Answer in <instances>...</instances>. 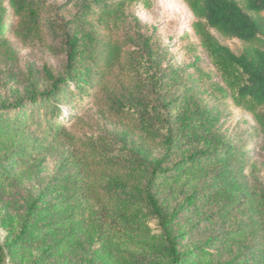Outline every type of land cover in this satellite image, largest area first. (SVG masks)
<instances>
[{"label":"trees","instance_id":"1","mask_svg":"<svg viewBox=\"0 0 264 264\" xmlns=\"http://www.w3.org/2000/svg\"><path fill=\"white\" fill-rule=\"evenodd\" d=\"M137 1L93 0L78 12L74 20L84 34L65 35L68 73L88 59L98 70L93 84L97 87L107 73L120 67L130 83L112 115L145 140L166 143L169 150L176 138L198 148L173 169L163 168L165 158L157 160L145 185L135 184L125 175L129 168L137 173L148 171L140 159L106 160L109 177L101 189L92 172L100 161L79 165L74 155V171L49 182L48 195L43 192L28 204L20 230L8 243L0 241V264H8L9 251L31 244H41V255L47 256L66 253L86 242L95 246L85 264H141L138 252L142 248L159 256L160 261L153 264H264V184L256 177L258 165L246 145L235 146L214 132L197 103L182 104L175 119L165 111L174 80L163 68L160 52L146 45L141 55L127 53L113 36L125 28L128 10ZM185 1L198 18L196 35L224 84L223 91L253 115L256 126L251 134H264V0ZM8 4L11 12L6 19L10 23L0 19V55L12 52V38L21 42L42 38L40 25L46 5L41 0H8ZM213 30L238 39L245 49L233 51ZM85 78L94 80L92 75ZM49 80L48 90L32 92L27 99L0 102V184L55 144H75V137L60 119L61 106L54 102L68 99L61 87L70 79L49 75ZM40 102L43 107L36 111L25 107ZM241 141L239 137L235 143ZM231 163L240 166L237 171L227 170ZM245 168L249 177L243 174ZM210 173H217L214 182L204 191L191 192L183 205L198 215L209 211V217L228 224L200 246L187 248L181 244L184 233L176 228L178 213L166 211L154 188L167 181L193 183ZM54 192L60 197L58 203L50 200ZM58 213L60 216L52 217ZM55 235L58 237L53 239ZM232 250L228 260L215 258Z\"/></svg>","mask_w":264,"mask_h":264},{"label":"rangeland","instance_id":"2","mask_svg":"<svg viewBox=\"0 0 264 264\" xmlns=\"http://www.w3.org/2000/svg\"><path fill=\"white\" fill-rule=\"evenodd\" d=\"M93 0H41L46 8L41 18L42 38L21 42L12 38V52L0 55V102H13L27 99L32 92H41L50 88L49 75L55 78H69L66 86L61 87L68 99H55L62 109L61 121L65 123L75 144H55L31 163L13 172L11 180L0 184V241L8 243L13 234L20 230L27 206L45 191L49 182L63 172L72 173V160L79 165H88L93 159L100 161L92 171L101 189L109 177L106 160L140 159L148 171L137 173L127 169L125 175L131 180L146 184L149 171L155 167L156 161L163 158V168L173 169L183 158L188 157L198 147L183 144L176 138L173 147L167 149L166 143L150 142L135 134L125 122H120L112 115L116 102L122 100L129 87V78L120 67L107 73L100 85L93 86L98 77L96 66L88 59L73 69L67 70L65 52L66 33L83 35V28L75 23L78 12ZM241 1V0H240ZM11 9L8 0H0V19L10 23ZM198 18L193 14L185 0H139L128 10L125 28L113 34L114 38L125 48L127 53L137 51L139 55L149 45L160 52L162 66L172 73L173 85L168 89L165 109L175 119V114L182 104H198L209 118L214 132L231 140L233 145H246L255 160L259 172L256 176L264 184V134L252 135L256 126L253 115L238 107L232 98L223 91L224 84L215 67L202 48L196 35L194 24ZM4 23V25H5ZM102 32L105 31L100 28ZM220 42L235 52H242L245 45L238 39L227 38L213 30ZM108 34V33H107ZM84 41L81 39V44ZM69 74V77H68ZM92 75L94 80L83 79ZM36 111L43 107L42 102L30 107ZM242 141L235 143L237 138ZM37 144L40 136H37ZM101 156V157H99ZM240 166L231 163L228 171H237ZM225 173V170L223 171ZM222 172V173H223ZM243 174L249 177L245 168ZM217 173H210L193 183L186 181L180 184L167 181L158 184L154 189L161 198L168 213L177 212L176 228L184 233V247L194 248L207 239L215 237L227 227V222L216 216L205 215L186 210L183 203L187 196L195 191H204L215 180ZM44 194V195H45ZM43 195V196H44ZM58 203V192L49 196ZM40 201L39 203H41ZM60 216L55 214L52 217ZM155 228V221L151 223ZM55 235L52 238H57ZM95 245L85 243L63 254L56 252L41 255L42 245L31 244L23 249L9 251L8 264H85V260ZM234 250L217 255L218 260H228ZM141 264L159 262L158 255L142 248L138 252ZM163 261H166L164 259ZM166 263V262H164Z\"/></svg>","mask_w":264,"mask_h":264}]
</instances>
